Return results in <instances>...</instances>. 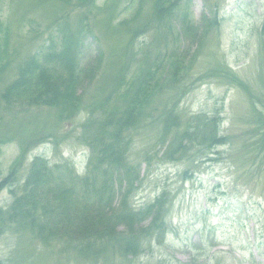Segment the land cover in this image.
Listing matches in <instances>:
<instances>
[{
	"label": "trees",
	"instance_id": "trees-1",
	"mask_svg": "<svg viewBox=\"0 0 264 264\" xmlns=\"http://www.w3.org/2000/svg\"><path fill=\"white\" fill-rule=\"evenodd\" d=\"M97 1L65 0L63 9L68 8L48 25L45 42L22 59L14 78L0 91L4 109L10 112L47 107L61 122L82 117L76 140L88 150L83 173L78 174L67 159L51 163L34 155L19 180L27 155L21 143L8 173L0 179V193L7 190L11 196L10 203L0 207V235H27L37 241L40 260L51 252L73 263L111 264L118 256L136 259L164 240L170 228V192L163 189L149 202L133 204L140 173L131 159L132 150L137 134L146 128L156 129V144L162 146L161 157L167 162L195 160L209 152L219 155L217 148L231 144V134L220 127L221 112L184 120L179 109L192 89L193 83L186 81L198 56L203 47L211 46L206 45L208 36L220 27L217 5L195 21L189 0H152L148 14L145 0H128L121 10L126 16L117 22L113 15L105 19L122 46L121 59L109 61L105 68L102 49L88 58L83 41L84 33L85 38L89 35L87 26L85 32L80 20L71 19L78 9L85 10L83 19H87ZM108 2L104 0L101 7L112 6ZM10 34V23L0 18V74L8 65ZM97 79L104 83L88 100L86 90ZM208 79L248 92L244 81L221 59L197 80ZM247 113L248 128L241 133L246 134L245 165L259 170L264 164V96L250 98ZM51 135L35 137L32 144ZM207 159L217 161L218 156Z\"/></svg>",
	"mask_w": 264,
	"mask_h": 264
},
{
	"label": "rangeland",
	"instance_id": "rangeland-1",
	"mask_svg": "<svg viewBox=\"0 0 264 264\" xmlns=\"http://www.w3.org/2000/svg\"><path fill=\"white\" fill-rule=\"evenodd\" d=\"M64 1L0 0V18L8 21L11 28L8 65L0 74V91L14 78L22 59L45 42L51 30L48 25L68 8L63 9ZM103 1L98 0V6L86 13L87 19H83V9L76 10L71 19L81 21L85 32L88 28L89 35L85 38L84 33L83 38L88 58L102 49L106 68L109 61L121 59L122 46L118 37H112L105 19L113 15L112 20L117 22L126 16L121 10L128 0H109L112 6L107 9L101 7ZM151 3L152 0L144 2L147 14ZM215 5L220 27L208 36L206 45L211 46L203 47L198 56L186 81L193 83L192 89L179 102V109L184 120L195 114L221 112L220 127L231 134V144L217 148L219 155L209 152L195 160L167 162L161 157L162 146L156 144V129L146 128L138 133L131 157L140 173L133 204L138 207L167 189L171 200L167 216L170 228L164 240L142 256H118L111 264H264V164L259 170L245 165L242 143L246 134H241L248 128L244 119L249 99L264 96V0H189L195 21ZM194 50L195 47L190 48L188 55ZM219 59L244 81L248 92L219 80H197ZM103 83L101 79L92 83L86 90L88 100ZM4 107L0 100V179L8 173L21 143L27 155L18 171L19 180L24 178L34 155L45 156L51 163L67 159L76 170H82L88 161V150L76 140L81 115L61 122L51 108L15 113ZM46 134L52 135L32 144L35 137ZM209 156H218V160L209 161ZM10 201L8 191H2L0 207ZM41 256V246L27 235H0L3 264H83L68 262L65 257L58 259L51 252L40 260Z\"/></svg>",
	"mask_w": 264,
	"mask_h": 264
}]
</instances>
